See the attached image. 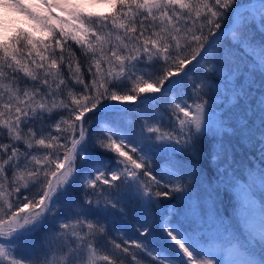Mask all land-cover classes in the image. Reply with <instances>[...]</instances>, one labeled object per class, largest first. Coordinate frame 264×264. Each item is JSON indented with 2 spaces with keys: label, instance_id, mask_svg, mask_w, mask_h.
Returning a JSON list of instances; mask_svg holds the SVG:
<instances>
[{
  "label": "snow or ice",
  "instance_id": "6c2138e0",
  "mask_svg": "<svg viewBox=\"0 0 264 264\" xmlns=\"http://www.w3.org/2000/svg\"><path fill=\"white\" fill-rule=\"evenodd\" d=\"M107 2L0 0V264H264V0Z\"/></svg>",
  "mask_w": 264,
  "mask_h": 264
},
{
  "label": "trees",
  "instance_id": "16d2710c",
  "mask_svg": "<svg viewBox=\"0 0 264 264\" xmlns=\"http://www.w3.org/2000/svg\"><path fill=\"white\" fill-rule=\"evenodd\" d=\"M78 2L80 4V7L86 12L104 14L113 10L111 4H109L107 0H78ZM5 14V16L7 17V22L10 23L11 28L13 27L12 32H14L17 28L27 27L28 29L29 26H32L28 19L23 15L16 14L10 10L5 11ZM98 254H100V256H103L106 253L103 250H100ZM102 264H104V262Z\"/></svg>",
  "mask_w": 264,
  "mask_h": 264
},
{
  "label": "rangeland",
  "instance_id": "374dc122",
  "mask_svg": "<svg viewBox=\"0 0 264 264\" xmlns=\"http://www.w3.org/2000/svg\"><path fill=\"white\" fill-rule=\"evenodd\" d=\"M0 13H3V20L5 21V24H4V30H5V34H7V35H10V34H12V28H11V25H10V23L9 22H7V17L5 16L6 14H5V11L4 10H2V9H0ZM13 26V25H12ZM25 29H27V27H24ZM32 29V26L30 27L29 26V28H28V30H31ZM97 255L98 256H100V254H98L97 253ZM99 263H103V261L102 260H98V262H97V264H99Z\"/></svg>",
  "mask_w": 264,
  "mask_h": 264
}]
</instances>
